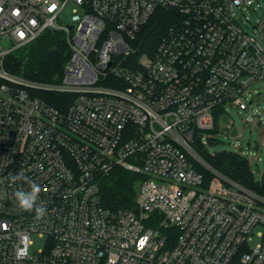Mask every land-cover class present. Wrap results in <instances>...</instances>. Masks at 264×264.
Listing matches in <instances>:
<instances>
[{"label": "built area", "instance_id": "2783aa9c", "mask_svg": "<svg viewBox=\"0 0 264 264\" xmlns=\"http://www.w3.org/2000/svg\"><path fill=\"white\" fill-rule=\"evenodd\" d=\"M252 4L0 0V264H264V197L194 147L219 120L231 134L227 106L249 109L264 80V45L236 18ZM159 9L175 17L140 53ZM47 32L69 47L62 81L12 73L8 59ZM40 92L74 99L61 109ZM116 167L140 176L130 208L103 203ZM29 182L46 202L39 220L15 200Z\"/></svg>", "mask_w": 264, "mask_h": 264}, {"label": "trees", "instance_id": "16d2710c", "mask_svg": "<svg viewBox=\"0 0 264 264\" xmlns=\"http://www.w3.org/2000/svg\"><path fill=\"white\" fill-rule=\"evenodd\" d=\"M175 13L163 9L145 26L138 36L142 41L141 53L153 52L161 37L166 33ZM70 51L65 37L61 33L47 32L27 49L8 59V69L29 80L57 84L62 81ZM40 96L54 107L64 109L73 102L74 97L57 92H40ZM208 162L218 171L244 187L264 197V175L256 181L249 161L240 154L224 152L206 156ZM211 175L208 174L207 177ZM140 176L122 167H116L106 176L101 185L104 205L111 210L130 208L137 194V182Z\"/></svg>", "mask_w": 264, "mask_h": 264}, {"label": "rangeland", "instance_id": "374dc122", "mask_svg": "<svg viewBox=\"0 0 264 264\" xmlns=\"http://www.w3.org/2000/svg\"><path fill=\"white\" fill-rule=\"evenodd\" d=\"M236 18L246 32L260 38L264 45V0H253L251 6L238 10ZM253 26H259L258 30L253 29ZM141 42L137 40V46ZM142 50L143 47L140 46V53ZM251 90L256 93L255 98L250 99L253 103L249 109L241 110L227 106L228 116L233 122V128L238 130V135L233 137L224 132L223 124L218 119L213 134L202 133L205 144L201 145L197 142L194 147L207 163L209 162L205 155L212 156L224 152L240 154L249 161L251 171L258 182L264 175V80L256 83ZM258 145L259 148H257ZM198 168L201 167L198 166ZM33 239L36 246L32 248V251L42 246L40 240L35 237Z\"/></svg>", "mask_w": 264, "mask_h": 264}, {"label": "clouds", "instance_id": "9594fccd", "mask_svg": "<svg viewBox=\"0 0 264 264\" xmlns=\"http://www.w3.org/2000/svg\"><path fill=\"white\" fill-rule=\"evenodd\" d=\"M23 178V174H17L10 176V180L15 183L17 180H20ZM30 183V191H24V190H17L14 193L15 200L22 210L25 211H34L35 212V218L37 220L43 218L47 213L46 208V202L41 201L40 203H37L39 200V194L41 191V188L38 184L34 182Z\"/></svg>", "mask_w": 264, "mask_h": 264}, {"label": "water", "instance_id": "95a60500", "mask_svg": "<svg viewBox=\"0 0 264 264\" xmlns=\"http://www.w3.org/2000/svg\"><path fill=\"white\" fill-rule=\"evenodd\" d=\"M253 29H257V26H253ZM224 122L226 123V124H228L229 123V120H228V118H224ZM236 133H237V129L236 128H234L233 129V131H232V133H231V136H235L236 135ZM257 148H259V145L257 146Z\"/></svg>", "mask_w": 264, "mask_h": 264}]
</instances>
